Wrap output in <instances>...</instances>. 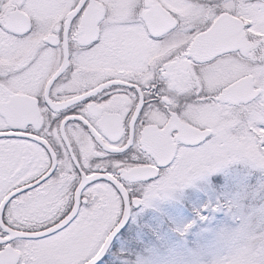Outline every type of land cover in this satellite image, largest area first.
I'll return each mask as SVG.
<instances>
[{
  "label": "snow or ice",
  "instance_id": "snow-or-ice-1",
  "mask_svg": "<svg viewBox=\"0 0 264 264\" xmlns=\"http://www.w3.org/2000/svg\"><path fill=\"white\" fill-rule=\"evenodd\" d=\"M237 162L264 173V0H0V264H114L134 207Z\"/></svg>",
  "mask_w": 264,
  "mask_h": 264
},
{
  "label": "rangeland",
  "instance_id": "rangeland-1",
  "mask_svg": "<svg viewBox=\"0 0 264 264\" xmlns=\"http://www.w3.org/2000/svg\"><path fill=\"white\" fill-rule=\"evenodd\" d=\"M245 164L244 162H237L239 168L233 170L231 187L225 185L224 179V186L216 195L217 200L214 202L213 197L215 194L210 195L207 193L206 203L215 205L217 201L222 202L221 196H229L230 201L235 200L240 209L245 212L260 203H264V181L253 179L250 172L246 171L244 173ZM192 187L196 199H191L189 203L195 207L197 202L203 198V194L199 192L198 187ZM182 192L184 191L178 190L173 198L164 203L156 202L155 205L158 204L155 207L156 219L158 218L156 209H160L164 204L168 223L170 224L164 227V224L160 221L161 223L151 230L149 237L151 240L147 244L152 252L148 253L146 261L150 264H211V261L216 258L227 257L229 264H254L258 250L264 249V229L258 228L251 234H241L228 243H218L216 234L221 228H236L240 224L241 220L236 214L237 209L234 208L232 211H228L227 208H221L220 211L213 212L211 216H208L206 222L200 221L196 217V212L189 215L187 211L182 210L181 201L184 197ZM257 202L260 203L257 204ZM222 203L226 204L228 202L224 201ZM188 219L189 221L195 220L196 223L188 233L182 236L176 229L185 224ZM138 227L132 229L136 237L141 236ZM119 241L117 255H121L127 246L125 240ZM193 253H199V255L194 257ZM112 255L115 259L116 254L112 253ZM204 260H207V262L204 263Z\"/></svg>",
  "mask_w": 264,
  "mask_h": 264
},
{
  "label": "flooded vegetation",
  "instance_id": "flooded-vegetation-1",
  "mask_svg": "<svg viewBox=\"0 0 264 264\" xmlns=\"http://www.w3.org/2000/svg\"><path fill=\"white\" fill-rule=\"evenodd\" d=\"M245 165H246V169H245L244 173L246 171L250 172L251 177L253 179H255V180L257 179L261 182L264 181V173H262L256 169H252L247 164H245ZM236 168H239V165H237V163L231 164L226 169H224L223 171L215 173L212 176L205 178L204 180L203 179L196 180V182L193 183V185H191L187 188H184L183 190L184 191L187 189H190V190L193 189L194 190V188L192 186L198 187L199 192L201 194H203V198H201L199 200V202H197V204H196V207L199 209L204 205V204H202V201H203V203H206L207 193H209L210 195L215 194V196L213 197L214 202L217 200L216 195L221 190L222 186H224L223 185L224 179H225V185L226 186L229 185V187H231L232 173H233V170ZM227 171H228V173H227ZM215 177H220L221 178L220 181L217 182ZM250 183H251V181H250ZM220 198H221L222 202H224V201L229 202L231 200V198L229 196H227V197L221 196ZM166 201H168V200H166ZM166 201H162V203H164ZM155 204L156 203H154L153 206H151L149 208H135L134 207L128 216V219H127V222H126L124 228H127V230H130V229L135 228L136 226H140L141 224L146 225L148 227H156L161 222L165 224V219L167 218V216H166V212L164 209V204H162V207L160 209L159 208L156 209L157 215H158L157 219L155 217V207L158 204L157 205H155ZM212 213L213 212L210 211L207 215L211 216ZM188 214L193 215L194 213L192 211H188ZM147 219H149L150 221H148ZM206 221H204V222H206ZM187 222H189V219L187 220ZM187 222H185V223H187ZM122 231H123V229H122ZM117 237H119V240L123 241V237L120 236L119 233L117 234V236L113 240H116Z\"/></svg>",
  "mask_w": 264,
  "mask_h": 264
},
{
  "label": "trees",
  "instance_id": "trees-1",
  "mask_svg": "<svg viewBox=\"0 0 264 264\" xmlns=\"http://www.w3.org/2000/svg\"><path fill=\"white\" fill-rule=\"evenodd\" d=\"M185 195L182 199V205L187 208L189 211H192V212H196L195 210H197L198 208L196 207H193L189 202H191L190 200L193 199L195 200L196 199V194L194 192V190H190V189H187L185 190ZM189 198V200H188ZM202 204H205L203 203L202 201ZM169 221H167L165 219V224H164V227L167 226V224H170L168 223ZM138 230L140 231L141 233V236L139 237H136V235H134V233L132 232L133 230H128L127 231V236H123V240H125L127 242V246L125 248V251L121 254V255H117L118 253V250L116 249L115 251H113V253L116 254L115 256V259H114V264H138V261H140L141 259L145 260L147 258V254H144L145 252H143V254L141 255L140 258H137L139 256V248L140 246L142 245H146L149 240V237H150V232L151 230L148 228V226L146 225H140L138 227ZM133 239L134 242L133 243H130L129 242V239ZM131 239V240H132ZM136 254H137V257H136ZM128 258V260H127ZM146 261V260H145ZM204 262L206 263L207 260H204ZM150 264V263H148Z\"/></svg>",
  "mask_w": 264,
  "mask_h": 264
},
{
  "label": "clouds",
  "instance_id": "clouds-1",
  "mask_svg": "<svg viewBox=\"0 0 264 264\" xmlns=\"http://www.w3.org/2000/svg\"><path fill=\"white\" fill-rule=\"evenodd\" d=\"M236 214L241 220L240 224L236 228H221L216 234L218 243H228L235 240L241 234H251L258 228L264 229V203H260L246 212L242 209H237ZM198 255L199 253H193L194 257Z\"/></svg>",
  "mask_w": 264,
  "mask_h": 264
},
{
  "label": "bare ground",
  "instance_id": "bare-ground-1",
  "mask_svg": "<svg viewBox=\"0 0 264 264\" xmlns=\"http://www.w3.org/2000/svg\"><path fill=\"white\" fill-rule=\"evenodd\" d=\"M148 221H150L149 219H147ZM114 239V238H113ZM132 239V238H131ZM129 239V241L131 242V243H133L134 242V240L132 239ZM140 250H139V256L137 257V254H136V257L137 258H140L141 257V255L143 254V252H145L144 254H147V253H151L152 251H151V248H150V246L148 245V244H146V245H142V246H140V248H139ZM146 260V259H145Z\"/></svg>",
  "mask_w": 264,
  "mask_h": 264
},
{
  "label": "water",
  "instance_id": "water-1",
  "mask_svg": "<svg viewBox=\"0 0 264 264\" xmlns=\"http://www.w3.org/2000/svg\"><path fill=\"white\" fill-rule=\"evenodd\" d=\"M114 238V237H113Z\"/></svg>",
  "mask_w": 264,
  "mask_h": 264
}]
</instances>
